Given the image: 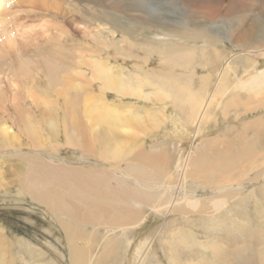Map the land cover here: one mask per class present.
I'll use <instances>...</instances> for the list:
<instances>
[{"label": "rangeland", "instance_id": "374dc122", "mask_svg": "<svg viewBox=\"0 0 264 264\" xmlns=\"http://www.w3.org/2000/svg\"><path fill=\"white\" fill-rule=\"evenodd\" d=\"M209 5L211 9L206 14L208 21L199 14V9L203 10V7ZM9 7L11 10L7 7L8 13L17 14L15 18H18V21L10 14L14 22L10 21L18 25V29H15L17 34L23 36L29 33L21 38L18 35L16 39V33L10 32V36L12 35L18 44H23L26 36L27 39L34 36L44 25L46 28L52 27L54 35L66 31L57 41L50 39L53 43L57 42L54 45L49 41L50 45L45 46L42 39H35L37 42L35 41L32 54L29 52L28 56V51L25 50V57L14 58L11 66L15 65L17 73L18 70L19 73L25 71L31 75L29 78H36L33 83L25 85L16 82L17 86L14 88L21 99L17 105L18 109L14 110L9 103L7 96L10 93L6 94L5 81L0 77V109L4 110L5 107L7 112H10L8 114L0 110V129L3 127L2 121L8 116L5 127L13 130L17 134L15 138L19 137L20 142L25 139L21 131L28 130L32 133V141L40 142L44 138L49 141L50 129L43 119L50 114L48 107L57 112L60 127L62 126L59 136L55 140L51 139V147L42 152V155L32 153L26 147H22V153L11 148L0 149V175L3 178V186L0 188V264H71L68 239L61 223H66L79 232L83 231L86 234V243L93 245L92 243L100 241L108 232L112 233L111 235H119V230L110 232L104 225H98L99 229L93 232L94 226L83 221L86 216L94 214V220L102 222L105 219L104 209L106 213H111L112 207H130L142 211L141 216L145 215L140 228L125 227L119 238L122 242L125 237L127 240L126 243L118 244V251H121L122 255L125 251L133 254L127 257L125 264H186L187 261L197 263L201 259L204 264H264V179H253L256 173L252 172L248 179L242 182L236 180L237 175L241 177L245 169L254 166L250 164L254 159L255 163L264 157V103L256 104L255 108L251 109L252 112L244 110L243 106L225 111L227 107L223 102L227 100L226 95L220 102L222 105L219 109L212 106L209 109L207 106L203 107L197 117L188 122V131L182 133L180 140H177L176 130L184 124L181 117L189 115L182 103L189 102L185 94L178 97L180 100L173 97L176 88L168 83L169 77H175L184 82L185 88L190 90L197 87L199 81L206 79L208 92H213L220 79L228 82L231 87L238 79L246 81L251 68L247 69L243 64L248 61L242 55L231 59V67L237 71V75L228 76L222 75L223 58L231 52L254 51L264 42V0H10ZM13 10L15 11L12 12ZM194 11L196 16H192ZM199 17L202 20H199ZM151 19L154 22H151ZM20 23L25 26L21 27ZM249 24H252V32L246 34L243 44L240 45L243 47H236L226 34L245 30ZM180 25L190 30L197 27V33L203 35L202 39H193L190 35L185 38L183 35L179 36ZM159 26L166 27L169 32L174 30L181 38L167 36L166 32L157 33ZM210 29L213 35L209 32ZM31 30L33 34L30 36ZM59 40L61 42H58ZM8 48L7 46L4 49L8 51ZM186 48L189 50L183 52L182 49ZM16 50V46L10 47L9 51L13 52H6L2 64L10 63ZM76 50H79V54ZM57 52L62 53L60 60L61 56ZM216 55H219L220 59H214ZM164 58L169 59L170 68L158 67L160 60ZM44 60L49 63L55 61L59 72L71 77L67 81L72 82L68 88L69 99H64V103L59 95L63 92L62 86L52 87L45 79L47 65ZM77 60L81 62L79 65L75 64L78 63ZM248 63L250 67L254 65L257 70L264 69V55H257L256 58L251 56ZM96 64L104 69L103 73ZM60 66L64 67L62 71ZM6 68H3V71L11 77V74H8L9 67ZM54 70L51 71L53 76L60 74ZM98 70L101 72H98L99 76ZM15 75L20 78V74ZM102 75L117 77L121 79L120 82L127 80L133 86L137 83L145 85L148 80L155 79L162 81L165 93L170 94L157 99L156 95L161 89L146 87L143 94L150 97H146L145 102L134 97L117 96L114 90L106 88ZM76 87L78 93H74ZM48 89L49 91L43 94V91ZM238 95L254 96L245 91H239ZM263 97L264 95L259 96L260 99ZM88 104L92 105L93 109L104 108L111 112L125 113L124 118L138 116V123L142 124L143 128L137 129L136 123H126L115 131L121 146L117 160L110 159L113 145L99 143L105 137V131L102 133L104 127L111 125L112 121L102 118L108 121L103 126L93 123L92 116H88V111L85 112L90 107ZM58 106L62 112L56 110ZM66 106L67 108L62 109ZM208 111L213 114L215 120L204 119V114ZM9 116L12 117L9 119ZM61 119H64V122H60ZM158 120V125L153 127L152 123ZM206 131L209 133L205 136ZM2 138L0 136V139ZM205 139L218 141H208L210 144H206L202 142ZM192 152L196 155L190 159ZM165 154L166 156H163ZM37 156H42L41 159L44 158L45 161L49 160L48 157L52 158L55 160L53 164L56 165L59 161L62 162L69 173L57 174L51 168L48 172L53 175L47 172L45 176H41L40 170L31 164L40 162L34 159ZM158 158L169 160V163ZM156 160H160V163ZM174 165H178L175 171ZM259 170L264 171V167ZM141 172L144 175H141ZM182 172L184 175L187 173L188 181L185 186L196 193L194 196L185 198L188 193L182 186ZM170 173L173 176L168 177ZM78 175L88 176L85 182L79 183ZM229 179L232 184L240 182L241 185L217 190L220 185L231 184ZM133 180L141 182L143 188L138 187ZM80 181L82 182L83 178ZM42 184L45 188L49 185L47 190L52 189L53 196L56 192L60 197L62 211L58 217L48 210L47 206L27 196L29 194L22 193L29 187L43 188ZM172 187L181 191L176 201ZM144 194L148 195V200L151 195L155 196L157 202L149 207L136 203V200H140L138 197ZM56 198L58 199V196ZM163 200L166 202L163 203ZM193 201H198L196 208L186 205ZM214 204L219 206L215 208ZM75 206L79 208L76 209ZM175 206L181 207L184 212L175 215ZM97 207L103 209L99 214ZM73 211L79 213L77 219L68 215L75 214ZM77 243H83V239ZM215 245L221 246L220 259L213 258L208 249ZM112 264L120 263L113 261Z\"/></svg>", "mask_w": 264, "mask_h": 264}, {"label": "bare ground", "instance_id": "6f19581e", "mask_svg": "<svg viewBox=\"0 0 264 264\" xmlns=\"http://www.w3.org/2000/svg\"><path fill=\"white\" fill-rule=\"evenodd\" d=\"M9 1L10 0H0V37H1V40H0V77L2 80L5 81V86H6V94L7 92L10 93L8 97V101L9 103L12 104V106L14 107V110L18 109L17 105L19 103V100L21 101V99H19V95H18V92L16 91V89L14 88L15 85H16V82H20L22 83V85H25V84H28V83H33L34 79L36 80L35 77L33 78H29V75L28 73H25V71L23 72H20V70H18V73L20 74V78L18 79L17 76L15 75V73L19 76V74L17 73V71L15 70L16 67L15 65H12L11 64L13 63L14 61V58L16 59H19L21 58L22 56L25 57V50L28 51V56H29V52H31L32 54V51L34 50V47H35V41L37 39H42L43 42L42 44L45 45V46H49L50 43H52L54 45V43H57L56 41L60 38V37H63L65 34V31H63L64 33L61 32V34H58V35H54L53 33V29L52 27L51 28H46V26L44 25V27L39 31V32H36L34 34V36H31L33 34V31L31 30L30 31V36L28 39H27V36L24 40V43L23 44H18V42L16 41L17 39V36L19 35L20 38L23 37L24 35H26L27 33H25L23 36H21L19 33L17 34V27L18 25L16 26L15 23H12L10 20L13 21V19L15 17H17V14L14 12L15 10H13L12 12H14L16 14V16L14 15V13H8L7 10H11L9 7ZM28 1V0H27ZM36 1V0H35ZM49 1V0H48ZM172 1V0H171ZM39 2V1H38ZM42 2V1H41ZM63 3V2H62ZM69 3V2H67ZM73 3V2H72ZM171 3V2H170ZM45 4V3H44ZM209 4V3H207ZM81 5V4H80ZM134 5V4H133ZM154 5V4H153ZM162 5V4H161ZM242 5V4H240ZM39 6V5H38ZM43 7V5H41ZM137 6V5H136ZM159 6V5H158ZM8 7V9H7ZM35 7V6H34ZM37 7V6H36ZM47 7V6H46ZM49 7V6H48ZM143 7V6H142ZM52 8V7H51ZM172 8V7H171ZM198 8V7H197ZM202 8V7H201ZM58 9V8H57ZM148 9V8H147ZM196 9V8H195ZM199 9V8H198ZM203 10H200L199 9V14L204 17L203 19L207 18L206 17V14H207V11L209 9H211L210 5L209 6H206V7H203L202 8ZM49 10V9H48ZM59 10V9H58ZM164 10V9H163ZM50 11V10H49ZM53 11V10H52ZM147 11V10H146ZM149 11V10H148ZM147 11V12H148ZM11 12V11H10ZM33 12V11H32ZM135 12V11H134ZM150 12V11H149ZM172 12V11H171ZM26 13V12H25ZM146 13V12H145ZM151 13V12H150ZM10 14L12 16L13 14V19L10 18ZM24 14V13H23ZM43 14V13H42ZM54 14V13H53ZM189 14H190V11H189ZM196 14L195 11L193 12L192 16H196L194 15ZM258 14V13H257ZM263 14V13H262ZM137 15V14H136ZM135 16V15H134ZM138 16V15H137ZM167 16V15H166ZM186 16V15H184ZM190 16V15H189ZM258 16V15H257ZM25 17V16H24ZM42 17V16H41ZM52 17V16H51ZM136 17V16H135ZM141 17V16H140ZM147 17V16H146ZM34 18V17H33ZM56 18V17H55ZM153 19H155L154 17H151ZM200 18V17H199ZM198 18V19H199ZM16 19V18H15ZM25 19V18H24ZM139 19H143V18H139ZM151 19L149 21L151 22H154V20ZM186 19V18H185ZM187 19H188V16H187ZM197 19V18H196ZM208 21H209V18H207ZM44 20V18H43ZM46 20V19H45ZM199 20H202L201 18ZM16 21H18V18L16 19ZM25 21V20H24ZM23 21V22H24ZM28 21V20H27ZM52 21V20H51ZM123 21V20H122ZM146 20H144V23L146 24L145 22ZM148 21V22H149ZM184 21V20H183ZM187 21V20H186ZM185 21V22H186ZM207 21V20H206ZM14 22V21H13ZM26 22V21H25ZM24 22V23H25ZM33 22V20H32ZM31 23V22H30ZM54 23V22H53ZM192 23V22H191ZM19 24V23H17ZM41 24V25H42ZM143 24V23H142ZM144 24V25H145ZM256 24V23H255ZM21 25V23H20ZM62 25V24H61ZM149 25V24H148ZM148 25H146L148 27ZM179 25V23H178ZM184 25V24H183ZM193 25V24H192ZM22 26H25V25H21ZM29 26V25H28ZM56 26V24H55ZM60 26V24L58 25ZM143 26V25H142ZM145 26V28H146ZM150 26V25H149ZM176 26V24H175ZM181 26V25H180ZM202 27V25H200ZM222 26V25H221ZM248 26V25H247ZM20 27V26H19ZM20 27V28H21ZM193 27V26H192ZM224 27V26H223ZM24 28V27H23ZM156 28V27H155ZM197 29V27H194ZM204 28V27H203ZM212 28V27H210ZM16 29V30H15ZM22 29V28H21ZM25 29V28H24ZM33 29V28H32ZM55 29V28H54ZM59 29V28H58ZM64 29V28H63ZM180 34L179 36L183 35V37H188L189 35L193 38V39H202V34L201 33H197V30L196 29H187L185 26L184 27H180ZM224 29V28H223ZM15 30V31H14ZM26 30V29H25ZM57 30V29H56ZM142 30V29H141ZM158 32L159 34H164L163 32H166L165 35L167 36H171L172 37H176V38H181L178 36V34H176V32L173 30V32H169L170 30L166 29V27H162V26H159L158 28ZM206 30V28H205ZM212 29L209 30V32L213 35ZM21 31V30H20ZM59 31V30H57ZM60 31H61V28H60ZM178 31V30H177ZM203 31V29H202ZM220 31V30H219ZM10 32H15L13 33V36L15 34L16 36V39L14 37H12V35L10 36ZM24 32V30H23ZM138 32V30H137ZM252 32V24L245 29V30H242V31H239V32H235L233 31L232 33H228L226 34V37L231 41L232 44H235L236 47H243V46H240L241 44H243L244 42V39H245V36L246 34L249 35L250 33ZM21 33V32H20ZM205 33V31H204ZM29 34V33H28ZM258 34V33H257ZM163 36V35H161ZM209 37H211L210 35H208ZM214 36H216L214 34ZM164 37V36H163ZM182 37V38H183ZM206 37V36H205ZM19 38V39H20ZM66 38V37H65ZM207 38V37H206ZM205 38V39H206ZM255 38V37H254ZM36 39V40H35ZM50 39H56V41L53 43L52 40ZM204 40V39H203ZM213 40H216V39H213ZM39 41V40H38ZM61 41H62V38H61ZM60 40L58 42H61ZM197 41V40H196ZM211 41V40H210ZM209 41V42H210ZM217 41V40H216ZM258 41V40H257ZM261 41V40H260ZM23 42V41H22ZM37 42V41H36ZM202 42V41H201ZM208 42V41H207ZM252 42V41H251ZM263 42V40H262ZM51 44V45H52ZM207 44V43H206ZM63 45V44H62ZM264 45V42L263 43H260L259 46L256 47V50L254 51H250V50H243V51H236V52H231L229 53L225 58H223V63H222V75H231V74H234V75H237V71L233 70L232 69V65L230 64V60L231 59H234V58H239L240 55L243 56V58L246 60V61H251V56H256L257 55H264V47H262ZM7 46L10 48V47H13V46H16V51L14 52V56L11 58V62L10 63H7V65L5 64H2V59L6 57V52L9 51V48H8V51L6 49H4L5 47L7 48ZM59 46V45H57ZM253 46V45H252ZM4 47V48H2ZM37 47V46H36ZM51 47V46H50ZM56 47V46H55ZM60 47V46H59ZM46 49V47H44ZM62 48V47H61ZM83 48V47H82ZM160 50H162V48H159ZM254 49V48H253ZM6 50V52H5ZM13 50V48H12ZM51 50V49H50ZM53 50V49H52ZM89 50V49H88ZM183 52H186V50H189L188 48L186 49H182ZM64 51V50H63ZM62 51V52H63ZM79 54V50H76ZM9 52H13V51H9ZM65 52V51H64ZM58 53V52H57ZM12 54V53H11ZM53 54V53H51ZM59 54V53H58ZM62 54V53H61ZM61 54H59V56H61ZM9 55V54H8ZM49 56V55H48ZM56 56V55H55ZM76 56H79V55H76ZM75 56V57H76ZM158 56V55H157ZM47 57V56H45ZM53 57H54V54H53ZM57 57V56H56ZM9 58V57H8ZM7 58V60H8ZM43 58V57H42ZM42 58H40V60H42ZM55 58V57H54ZM61 57H59V60H60ZM78 58V57H77ZM76 58V59H77ZM214 59H220V56L219 55H216V57H213ZM45 59V58H44ZM50 59V58H49ZM48 59V60H49ZM58 59V58H57ZM79 59V58H78ZM48 60H44V63L47 65L45 66L46 67V75L47 77L45 79H47L50 84H52L51 86L52 87H57L58 86H62L61 89L63 92H60L61 94L60 97L63 98V103H64V99H69L68 98V88H69V85L72 84L71 83H67V81H69L71 79L70 76L66 77L65 74L59 72V67L56 65L55 61H52L51 63H49V61H51V59L48 61ZM66 60V59H65ZM78 61V60H77ZM3 62V63H4ZM40 62V61H38ZM43 62V61H41ZM248 62H244V67L249 69L251 68L249 71H248V77H247V80L246 81H242L240 79H238L237 83L235 85H233L232 87L228 85V82H225L224 80H221L218 82L216 88H215V91L213 92H208V84H207V80L204 79V80H201L198 82V86L197 87H192V89H188V88H185V83L184 82H181L179 81L177 78H173V77H169L168 79V83L170 86H173L176 88L175 90V95L173 97H181L183 96L184 94L186 95V98L189 102V104H187L186 102L182 103V105L186 108V110L189 112V115H184L182 116V120L184 121V124H182V127L177 131V140H180V137H181V134L182 133H186L189 129V126H188V122L190 120H193L197 117V115L200 113L201 109L205 106H207V109H209L211 106L216 108V109H219V107H221L222 103L220 104V102L222 100H224L225 96L227 95V100L223 103H225V107H227V110L229 109H234V108H240V107H244V110H249L251 111V109L255 108L256 104H259V103H264V97L263 98H259V96H262L264 95V69H255V66L253 65L252 67H250V63ZM81 62L80 60L78 61V63L75 62V64L79 65ZM90 63V62H89ZM94 63V62H92ZM160 65L158 67L160 68H163V67H171V64H170V61L168 58H164V59H161L160 60ZM4 65V66H2ZM23 65V64H22ZM100 65V64H99ZM37 66V65H36ZM96 66H98V64H96ZM5 67H9V71L10 73L8 74H11V77H9V75L6 74V71L4 70L3 71V68ZM27 67V65H26ZM42 66H40L41 68ZM95 67V66H94ZM100 67V71L103 73L104 69L101 67V66H98ZM243 67V68H244ZM6 68V69H7ZM63 66H60V71L63 70ZM79 68V67H78ZM93 68V67H92ZM55 69L54 71L55 72H59L60 74L53 76L52 75V70ZM73 69V68H72ZM75 69V68H74ZM37 71V69H35ZM40 70V69H39ZM76 70V69H75ZM99 70L97 71V73L99 72ZM22 71V70H21ZM70 71H71V68H70ZM33 72V70H32ZM74 72V71H73ZM96 72V71H94ZM93 72V73H94ZM99 72V73H101ZM30 73V72H29ZM99 73H98V76H99ZM33 74V73H32ZM96 76V75H95ZM101 76V75H100ZM103 76V75H102ZM7 80H6V79ZM102 78V77H101ZM104 80L106 81V88L108 90H114L116 92V95H121L122 97H134L138 100H144V99H147L146 97H148L149 99V95H145L143 94V89H145L146 87H152V88H155L157 90H160L158 95H156V98L159 99V98H163L162 96L165 95H169L170 92H167L165 93L164 89H165V86H164V83L162 81H156L155 79H152V80H148L145 85H142L141 83H137L135 84V86L131 85L129 82H127V80L125 82H120L121 79L117 78V77H104ZM100 80V79H99ZM159 82V83H158ZM19 83V84H20ZM14 84V85H13ZM18 84V85H19ZM12 86V88H11ZM17 86V85H16ZM20 86V85H19ZM73 87V86H72ZM157 87V88H156ZM11 88V89H10ZM82 88V87H81ZM15 89V91H14ZM71 89V88H70ZM18 90V89H17ZM48 90H44L43 91V94L44 93H47ZM52 91V90H51ZM239 91H245L248 95H254V96H250V97H246V96H243V95H238V92ZM3 92V91H2ZM74 93H78V87L74 88ZM160 94V95H159ZM0 95L2 96L1 92H0ZM35 97V96H34ZM159 97V98H158ZM37 98V97H36ZM40 98V97H39ZM45 98V97H44ZM72 98V97H71ZM70 98V99H71ZM42 99V98H41ZM181 98H178V100H180ZM69 101V100H68ZM84 101V100H83ZM71 102V101H70ZM145 102V100H144ZM41 103V102H40ZM43 103V102H42ZM41 103V104H42ZM49 104V103H48ZM47 104V105H48ZM79 104V103H78ZM84 104V103H83ZM46 105V104H45ZM51 105V104H49ZM75 105V104H73ZM90 107L92 105L88 104ZM53 106V105H52ZM55 106V105H54ZM87 105H85L86 107ZM88 106V107H89ZM23 107V106H21ZM59 107V106H58ZM56 108V110H58L59 112H62L61 111V108ZM84 107V106H83ZM87 110H85V112L88 111V116H92L93 118V123L95 124H98L100 126H103L104 123L108 122L107 120H104L102 118H108L112 121V124L111 125H108L107 127H104V130L102 131V133H104L105 131V137L103 139V141H99V143H102V144H111L113 145V153L111 154V157L110 159L111 160H117V158L119 157V149H120V142H119V139L118 137L116 136L115 134V131L119 130L120 127L124 126L126 123L127 124H133V123H136L138 124L137 125V129H140V128H143L142 124H139L138 121H139V118L138 116L136 115H133V116H126L124 118V114L125 113H117V112H111L107 109H104V108H97V109H93V106ZM8 108V107H7ZM16 108V109H15ZM52 108V107H51ZM55 108V107H54ZM67 108L66 107H62V109H65ZM72 108V107H71ZM74 108V107H73ZM78 109V108H76ZM75 109V110H76ZM1 110V109H0ZM80 110V109H78ZM181 111V109H179ZM7 112V109L4 107V110H1V112ZM49 111L48 113L52 114V116H44L43 119L46 121H44V124L47 123V126L49 127L50 131L48 132V135H49V138L50 140L49 141H46L44 139H41L40 142H37V141H32L31 139V131L28 130V131H21L23 134H24V138L23 139V142L25 140V142H20V139L19 137L15 138L17 136V134H15V132L12 130H10V128H7L5 127L7 125V118L8 116H6L7 118H3L4 121H2V129H0V136L3 137L2 139H0V149L3 150V149H6V148H11V149H15L17 151H22L24 149H22V147H26L27 150H31L32 153H35V154H40L42 155V152H46V150H48L49 147H51V139H56L59 134H60V123H59V116H57V112L55 113L54 111H52L50 109V107H48V110ZM74 111V109H73ZM44 112V111H43ZM230 112V111H229ZM252 112V111H251ZM8 113V112H7ZM7 113H4V114H7ZM26 113V112H25ZM183 113V112H182ZM249 112H246V114H248ZM10 114V112L8 113ZM86 114V113H84ZM129 115V114H128ZM80 116V115H79ZM87 116V115H86ZM148 116V115H147ZM153 116V115H152ZM205 118L204 119H208V120H215V117L213 116V114L208 111L207 114L205 115ZM5 117V116H4ZM10 117L12 116H9V119ZM81 117V116H80ZM79 117V118H80ZM85 117V116H84ZM89 117V118H90ZM64 118V117H63ZM66 118V116H65ZM88 119V117L86 118ZM64 119H61L60 122H64L62 121ZM81 120V119H80ZM123 120V121H122ZM149 120V119H148ZM262 120V119H261ZM75 121V120H74ZM144 121V120H143ZM148 122V121H147ZM66 123V122H65ZM71 123V122H70ZM91 123H92V120H91ZM116 123V124H115ZM159 123V120L158 121H154L152 124H153V127L157 126ZM88 124V123H87ZM115 124V125H114ZM1 125V124H0ZM122 125V126H121ZM14 126V124L12 125ZM70 126V125H69ZM83 127V126H82ZM95 127V125H94ZM38 128V127H37ZM81 128V127H80ZM92 128V127H91ZM111 128V129H110ZM76 129V128H75ZM251 129V128H250ZM67 131V130H65ZM82 131V130H81ZM19 132V131H18ZM253 132V131H252ZM256 132V131H254ZM36 133V132H35ZM207 133L209 132H205L204 135L206 136ZM259 133V132H258ZM257 133V134H258ZM21 134V133H20ZM22 135V134H21ZM261 135V134H260ZM23 136V135H22ZM19 141H18V140ZM92 140V139H91ZM218 141V139H210V140H204L202 141L203 143H206V144H210V143H213ZM221 140V138L219 139ZM208 141H210V143H207ZM85 142V141H84ZM92 144V143H91ZM93 145V144H92ZM240 145V144H239ZM3 148V149H2ZM141 149V148H140ZM219 149V148H218ZM237 149H238V146H237ZM264 150V148H262ZM55 150V149H54ZM214 150V149H213ZM217 150V149H215ZM260 149H258L259 151ZM102 151V148L101 150ZM153 152V150H151ZM166 151V150H165ZM262 152V151H261ZM4 153V152H3ZM147 153V152H146ZM165 153V152H164ZM163 153V154H164ZM260 153V152H258ZM26 154V153H25ZM149 154V153H148ZM151 154V153H150ZM53 155V154H52ZM138 155V154H137ZM162 155V153L160 154ZM196 155L194 152L191 153V156H190V159L192 156ZM163 156H166L163 155ZM255 156V154H254ZM253 156V157H254ZM29 157V156H28ZM157 157V156H156ZM250 157V156H249ZM257 157V156H256ZM255 157V158H256ZM263 157V156H262ZM261 157V158H262ZM30 159L33 158V157H29ZM42 156L40 157H35L34 159H38L37 161H40L38 162V164H32L33 167L35 168H38L39 171V174H41V176H45L47 174L48 171H50L51 168H53V170H55V172H57V174H62L63 175V172H68V170H66L63 166V163L59 161L58 165L56 164H53V162L55 160H53L52 158H47L49 160L45 161L44 158L43 160L41 159ZM151 158V157H150ZM165 158V157H164ZM99 159V158H98ZM153 159V158H152ZM160 159V158H158ZM162 159V158H161ZM160 159V160H161ZM248 159H252V158H248ZM254 159V158H253ZM160 160H156V161H160ZM164 160V159H162ZM168 160V159H167ZM255 160V159H254ZM253 160V161H254ZM62 161V160H61ZM166 163L169 161H166L164 160ZM244 161V160H243ZM251 162L250 164L251 165H254L252 166L251 168H247L243 171V175L238 176L236 177V180L238 181H241L242 180H246L248 179V177L250 176V173L254 172L256 173L255 178H259V177H263L262 179H264V171H260L259 169L262 168L263 170V167H264V157L261 159H259L258 161H255L254 162ZM44 162V163H43ZM245 162H248L245 160ZM40 163V165H39ZM160 163V162H159ZM169 163V162H168ZM51 164L53 167H51ZM43 165V166H42ZM55 165V166H54ZM216 166V165H215ZM244 167V166H243ZM242 167V168H243ZM248 167V166H247ZM178 168V165H174V171L175 169ZM238 168H239V165H238ZM241 168V169H242ZM229 169V168H228ZM21 170V169H20ZM19 170V172H20ZM33 170V169H32ZM52 170V169H51ZM23 171V169H22ZM73 171H78V170H74ZM169 171H171V168H169ZM228 171V170H227ZM240 171V169H239ZM54 172V171H53ZM221 172V171H220ZM35 173V172H34ZM49 173V172H48ZM52 173V172H51ZM49 173L50 175H53ZM74 173V172H73ZM80 174L82 172H79ZM94 173V172H93ZM240 173V172H238ZM26 174L27 171H26ZM24 174V175H26ZM57 174L55 173V175L57 176ZM75 174V173H74ZM21 175V174H20ZM65 175V174H64ZM95 175V174H94ZM141 175H144L143 172H141ZM171 175L173 176V174H169L168 177H171ZM219 175V174H218ZM227 175V174H226ZM2 175H0V188L3 186V178H1ZM22 176V175H21ZM35 176V174H34ZM48 176V179H49V175ZM88 176V175H87ZM87 176H82V175H78L79 177V183H83L85 182V178ZM100 176V175H99ZM122 177H124L122 175ZM145 177V176H144ZM161 177V176H160ZM22 178V177H21ZM35 178V177H34ZM42 178V177H40ZM69 178V177H68ZM83 178V181L81 182L80 179ZM95 178V177H94ZM224 178V177H223ZM47 179V178H46ZM44 179V182L45 180ZM47 179V181H48ZM55 179V178H54ZM77 179V178H76ZM146 179V178H145ZM144 179V180H145ZM182 186H183V189L186 191V193H188V195L185 196V198H188L189 196H194V194H196L194 191L192 192L191 189H187L185 184L187 183V173L184 175L183 172H182ZM222 179V178H221ZM228 179V177H227ZM233 179V178H232ZM231 179V180H232ZM252 179V180H253ZM26 180V179H25ZM35 180V179H34ZM43 180V179H42ZM130 180V179H129ZM131 181V180H130ZM137 186H141L143 188V185H141V182H139L138 180H133ZM230 181V179H229ZM27 182V181H26ZM29 182V181H28ZM32 182V181H31ZM37 182V181H36ZM39 182V180H38ZM43 182V183H44ZM213 182V181H212ZM233 182V181H232ZM7 185H8V182H6ZM25 183V182H24ZM202 183V182H201ZM225 183V182H224ZM229 183V182H228ZM231 183V181H230ZM29 184V183H27ZM47 184V182L45 183ZM222 184V183H221ZM244 183H242L243 185ZM26 185V184H25ZM24 185V186H25ZM33 185H36L35 183H33ZM241 185L240 182H237V183H234V184H223V185H220L219 188L217 190H221L223 188H226V187H237ZM32 186V185H31ZM43 188H40V189H37L34 188L33 189H29L26 190L24 189L22 193H27L29 195L27 196H31L33 197V199L35 201H37L38 203H40L41 205H45L48 207V210L52 211V213L54 215H56L57 217L59 216V213L62 211L61 207H60V197L59 195L55 192L54 193V196H53V192H52V189L49 191L47 190L48 186L46 185V188H45V185H43ZM146 186V184H145ZM245 186V184L243 185ZM7 187V186H6ZM27 187V188H28ZM51 187V186H50ZM245 188V187H243ZM216 189V188H215ZM173 194H174V200L176 201L180 192L178 190L177 187H172L171 188ZM215 193V192H214ZM191 194V195H190ZM58 196V199L56 198ZM105 198V196H104ZM109 198V197H108ZM138 199L140 200H136V203L140 204V205H143L144 207H149L152 203H156L157 202V198L155 196H150V200H148V195H145L144 196H140L138 197ZM119 200V199H118ZM67 201V200H66ZM165 203L166 201L163 200ZM128 202V201H127ZM180 202V201H179ZM68 203V201L66 202ZM173 204V202H172ZM175 204V203H174ZM197 204H198V201H193V202H189V203H186V205H190L191 207L193 208H196L197 207ZM75 205V204H74ZM125 205V204H124ZM123 205V206H124ZM119 206V204H118ZM125 206H129V205H125ZM195 206V207H194ZM215 206V204H214ZM219 206L216 205L215 208H217ZM77 206H75L76 208ZM108 207V206H106ZM74 208V207H73ZM73 208H71V210H73ZM79 208V207H78ZM76 208V209H78ZM113 208V207H112ZM110 210L111 213H106V209H104V215H105V219L101 221H97V220H94V214L93 216L91 215H88L86 216V219L83 221V222H86L87 224H92L94 226L93 228V232H96L97 231V228L99 227L98 225H104V228H107L109 229V231H113V230H119V235L115 236V235H111L112 233H109L108 231V234L106 236H102L100 238V241L98 242H94L92 243L93 245H88L86 242V234L82 231V232H79V230H75V229H72L70 228L69 225H67L66 223H61L62 225V229L64 230V235L65 237L68 239L67 242H68V246H69V261L71 262V264H112V262L114 261V263H120V264H125L127 262V257L128 256H131L133 254H130L128 252H124L123 255L121 253V251H118V244H123L126 243V237L125 239L122 241H119V238L121 237L122 233L124 232L123 229L126 227V229H130V228H140V226L143 224L144 222V216H141V212L138 211V210H133L131 209L130 207L129 208H124V207H115ZM155 208V207H154ZM81 209V208H80ZM84 209V208H83ZM110 209V208H108ZM107 209V211H108ZM187 209V208H186ZM97 213L99 214L100 211L103 209H101L100 207H97ZM190 210V209H189ZM75 214L71 213V214H68L70 215V218L72 219H77L79 217V213L77 214V212L73 211ZM174 214L175 215H179L180 213L184 212L182 211L181 207L179 206H175L174 208ZM189 215V214H188ZM187 215V216H188ZM78 216V217H77ZM82 222V223H83ZM173 223V221H172ZM86 224V225H87ZM78 225V224H77ZM74 228V227H73ZM78 229H79V225H78ZM99 229V228H98ZM115 234V233H114ZM83 239V243L81 244H78L77 242L79 240ZM98 239V238H97ZM94 240V239H93ZM92 240V241H93ZM0 241H1V238H0ZM6 241V240H5ZM91 241V242H92ZM125 246V244L123 245ZM208 249H210V251L212 252V255H213V258H216V259H220L222 258V251H221V246L219 245H215V246H211L209 247ZM2 251V250H1ZM4 254V253H3ZM177 255V254H176ZM134 258V256H133ZM52 263V262H51ZM3 264V263H2ZM36 264H39V263H36ZM53 264H55L53 262ZM142 264V262L140 263ZM172 264H175V262H172ZM186 264H204V260L201 259L199 262H192V263H189V261H187Z\"/></svg>", "mask_w": 264, "mask_h": 264}]
</instances>
